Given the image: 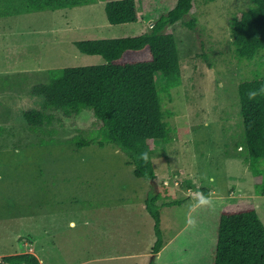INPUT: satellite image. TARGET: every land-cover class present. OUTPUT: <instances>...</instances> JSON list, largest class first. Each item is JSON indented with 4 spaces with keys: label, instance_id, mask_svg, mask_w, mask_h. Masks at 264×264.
<instances>
[{
    "label": "rangeland",
    "instance_id": "obj_1",
    "mask_svg": "<svg viewBox=\"0 0 264 264\" xmlns=\"http://www.w3.org/2000/svg\"><path fill=\"white\" fill-rule=\"evenodd\" d=\"M108 1L0 18V260L32 253L41 264H214L223 206L251 196L264 223V195L256 192L245 157L239 97L243 81L264 76V51L240 59L232 42V19L253 0H196L186 17L196 20L195 30L181 22L166 29L177 39L182 84L162 93L174 131L169 143L157 142L154 181L136 177L131 156L114 143L79 148L69 142L100 127L92 110L58 112L45 133L24 116L43 109L45 98L33 88L48 82L51 70L60 76L65 67L105 63L80 52L76 41L139 36L156 22L135 0L138 22L113 25ZM163 82L159 72V89ZM205 191L215 208L192 212V227L189 204ZM157 192L159 205L182 203L161 208L165 243L154 254L155 221L146 199Z\"/></svg>",
    "mask_w": 264,
    "mask_h": 264
},
{
    "label": "trees",
    "instance_id": "obj_2",
    "mask_svg": "<svg viewBox=\"0 0 264 264\" xmlns=\"http://www.w3.org/2000/svg\"><path fill=\"white\" fill-rule=\"evenodd\" d=\"M196 0H142L143 11L156 17L153 27L139 36L86 39L76 41L84 54L99 55L104 64L65 67L60 76L50 71L49 81L33 88V93L45 98L43 109L24 113L35 132L45 133L55 122V114H80L92 110L100 127L89 137L71 139L77 147L93 143L104 147L114 143L127 152L138 178L156 180L153 158L157 142L169 143L174 128L166 119L172 115L163 107L162 93L182 84L181 60L176 36L167 32L169 26L181 22L195 30V19L186 20ZM96 0H0V17L44 10L72 9L95 3ZM108 21L113 25L138 22L135 0L106 2ZM232 38L236 55L253 60L264 51V0H253V6L232 19ZM164 77L159 89L157 74ZM264 87V76L239 85L240 114L243 118L246 161L253 173L258 194L264 195V94L248 98L252 89ZM148 152L150 160L137 159ZM169 185L163 187L169 190ZM208 195V191H205ZM162 192L146 199V209L153 217L157 240L154 254L164 247L161 208L181 204V200L158 204ZM0 264H41L32 253L4 256ZM214 264H264V223L251 196L239 197L223 206L215 248Z\"/></svg>",
    "mask_w": 264,
    "mask_h": 264
},
{
    "label": "clouds",
    "instance_id": "obj_3",
    "mask_svg": "<svg viewBox=\"0 0 264 264\" xmlns=\"http://www.w3.org/2000/svg\"><path fill=\"white\" fill-rule=\"evenodd\" d=\"M264 94V87H261L260 89H252L248 92V98L250 100L255 99L257 96ZM138 160H141L145 163H148L150 160V156L148 152H141L137 156ZM209 183H214V178H208ZM195 203L189 204V213L187 216V224L195 227L196 226V219L191 215L192 212H194L197 208H208L214 210L215 203L212 198V194L209 193L208 195H205L203 192H198L193 198Z\"/></svg>",
    "mask_w": 264,
    "mask_h": 264
},
{
    "label": "crops",
    "instance_id": "obj_4",
    "mask_svg": "<svg viewBox=\"0 0 264 264\" xmlns=\"http://www.w3.org/2000/svg\"><path fill=\"white\" fill-rule=\"evenodd\" d=\"M0 18H2V17H0ZM20 57L22 58L23 57V55L20 53ZM14 74H15V72H14Z\"/></svg>",
    "mask_w": 264,
    "mask_h": 264
},
{
    "label": "built area",
    "instance_id": "obj_5",
    "mask_svg": "<svg viewBox=\"0 0 264 264\" xmlns=\"http://www.w3.org/2000/svg\"><path fill=\"white\" fill-rule=\"evenodd\" d=\"M168 185V184H167Z\"/></svg>",
    "mask_w": 264,
    "mask_h": 264
}]
</instances>
